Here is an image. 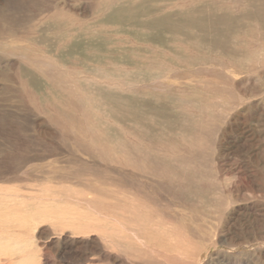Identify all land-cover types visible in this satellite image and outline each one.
Wrapping results in <instances>:
<instances>
[{
    "label": "rangeland",
    "instance_id": "rangeland-1",
    "mask_svg": "<svg viewBox=\"0 0 264 264\" xmlns=\"http://www.w3.org/2000/svg\"><path fill=\"white\" fill-rule=\"evenodd\" d=\"M0 264H264V0H0Z\"/></svg>",
    "mask_w": 264,
    "mask_h": 264
}]
</instances>
